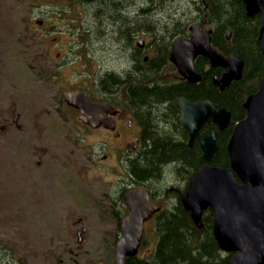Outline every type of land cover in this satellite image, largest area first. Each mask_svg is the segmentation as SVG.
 <instances>
[{
  "label": "rangeland",
  "instance_id": "obj_1",
  "mask_svg": "<svg viewBox=\"0 0 264 264\" xmlns=\"http://www.w3.org/2000/svg\"><path fill=\"white\" fill-rule=\"evenodd\" d=\"M131 1L136 2L126 0ZM50 3L52 0H0V264H113L118 230L114 219L103 214L101 201L118 187L113 179L121 170L114 165L109 138L97 141L98 131L82 128L63 97L66 90L83 89L99 98L93 80L99 75L95 59H103L106 65L102 76H123L136 71L141 63L137 55L136 59L128 55L130 30L125 27L112 33L108 26L104 31L114 41L86 36L83 53L90 57L82 59L91 61L88 67L77 59L55 73L54 55L67 51L70 34L55 30L47 36L48 43L52 37L67 41L65 49L61 46L51 54L49 44L38 41L43 31L28 30L38 19L47 27L56 21L67 28L64 22L71 19L67 11V18L58 20L59 11L46 6ZM176 4L172 12L184 20L200 16L192 0ZM92 11L90 8L85 26L92 23ZM149 12L155 13V9ZM146 35L141 31L137 38ZM164 68L162 63L160 72ZM16 103L18 107L12 108ZM9 108L19 114L18 126H11ZM3 123L8 124L4 130ZM97 157L100 162H93ZM107 173H111L108 179L103 176ZM153 229L150 224L141 257L152 254L157 242Z\"/></svg>",
  "mask_w": 264,
  "mask_h": 264
},
{
  "label": "trees",
  "instance_id": "obj_2",
  "mask_svg": "<svg viewBox=\"0 0 264 264\" xmlns=\"http://www.w3.org/2000/svg\"><path fill=\"white\" fill-rule=\"evenodd\" d=\"M76 1L85 4L89 10L93 9L92 23L87 26L89 30H72L79 39L87 34L91 39L106 40L110 37L111 41L110 34L104 32L108 26L112 28V33L113 30H124L127 26L126 30H130L127 36L130 39L134 35L132 30H150L151 43L156 41L164 44V52L168 55L167 43L177 36L187 35L190 23L203 18L207 13L208 23L213 27V45L225 55L237 54L244 60L241 80L234 81L223 91L212 83V77L219 76L222 69H207L208 60L202 57L195 61L196 70L203 76L202 81L196 84L182 80L170 82L164 77L165 69L160 72L162 63L158 61L161 56L151 59L150 63H144L139 57L138 62L141 64H138L133 73L131 71L123 76L109 73L110 75H97L93 78L106 99H111L122 87L128 90L127 105L134 108L147 123L144 151L138 161L128 167L129 174L156 182L157 188L165 187L167 198L171 199L170 207L156 216L155 232L158 242L154 254L150 258H132L128 264H227L232 254H224L214 238L213 210L206 209L200 221L195 222L182 205L186 184L206 163L202 159L199 143L193 148L187 147L186 135L179 123L175 103L179 96L191 100L208 99L216 108L224 107L232 113V124L219 133V150L211 161L214 166L230 167L227 146L233 127L246 117L244 102L250 94L258 91L262 80L264 56L259 40L261 16H248L241 0H192L194 11L201 17L187 20L172 12L177 8L174 7L176 3L182 0H136L128 3L126 0L125 3L122 0ZM133 5L137 8L127 11V6L132 8ZM150 8L155 9V13L149 15ZM132 13L133 16L130 15ZM70 17L76 23L72 27H82L81 17L76 14ZM128 26H131L130 29ZM229 30L232 32L230 39L227 38ZM129 42L130 40L128 44ZM210 129L215 127L208 125L204 131ZM125 212L120 207L118 219ZM114 215L116 216L115 212Z\"/></svg>",
  "mask_w": 264,
  "mask_h": 264
},
{
  "label": "water",
  "instance_id": "obj_3",
  "mask_svg": "<svg viewBox=\"0 0 264 264\" xmlns=\"http://www.w3.org/2000/svg\"><path fill=\"white\" fill-rule=\"evenodd\" d=\"M248 16L261 14L259 32L264 55V0H242ZM189 38H177L170 54L171 61L180 74L189 82H199L201 74L195 71L194 61L202 55L209 58L213 67L227 69L214 83L224 90L233 80L243 74L244 61L238 55L224 56L211 42L212 28L206 19L203 25L194 23L189 28ZM229 31L227 37L230 38ZM65 102L80 111V119L98 127L101 124L113 129L112 103L93 102L88 94L74 95L68 91ZM182 123L190 135V145L200 129L214 123L219 130L231 123V112L225 108L217 110L208 100L190 101L181 97L177 101ZM247 117L235 126L228 152L231 167L207 165L200 169L188 187L185 200L187 209L195 220L211 207L215 213L214 235L220 248L236 252L227 264H264V68L259 91L248 97L244 104ZM110 114L111 117H107ZM218 131L205 134L201 139L202 158L209 162L218 151ZM237 177L240 182L237 181ZM125 199L129 208L123 218L121 236L116 244L114 264H127L128 259L138 253L144 221L157 210L149 202L148 189L128 190Z\"/></svg>",
  "mask_w": 264,
  "mask_h": 264
},
{
  "label": "flooded vegetation",
  "instance_id": "obj_4",
  "mask_svg": "<svg viewBox=\"0 0 264 264\" xmlns=\"http://www.w3.org/2000/svg\"><path fill=\"white\" fill-rule=\"evenodd\" d=\"M71 1H75V0H71ZM68 2L69 0H52V3L46 6L53 8L54 12L59 11L58 12L59 16H56L57 17L56 19L61 20V19L67 18L65 14L67 11V7H69ZM38 7H41V5H38ZM82 9L84 11V19H85L86 17H88L90 10L85 4L82 5ZM51 23H53L52 26L47 27L45 26L44 20L38 19L36 20V23H35L36 26L33 25L32 27H28V30H42L43 31L42 34H38V41L41 42V40H45L47 42L45 43V45L49 44L50 46L51 54L53 52L52 50L56 51L61 46L64 49L67 47V41H57L58 39L57 37H52L50 39L51 43H48L49 41L46 38L53 31L55 30H89V27L87 28L85 26L81 28L72 27L70 21L64 22L67 25V28L58 26L56 21H52ZM132 31H134V35H132V38L130 39V42L128 44V48L131 50L128 52L129 56L134 58V56L137 55L138 57H140L141 60H145V61L147 60L148 63L152 61L151 59L161 56L158 63L159 62L163 63L166 66L164 77H166L170 82H173V83L179 81L181 77L178 75L174 65L171 63L169 59L170 50H171L173 41L172 42L169 41L167 43L169 52H168V55H166L164 52V44H160L156 42L151 43L147 35H146L147 38L140 37V36L137 38V35L141 33V31L146 33V30H141V31L132 30ZM140 38L144 40V42H142L143 45L137 46L136 41L137 39H140ZM70 43H71V38H70ZM69 45H70V48L68 47L67 51L64 52L62 56L60 52L55 53L54 58H53V64L55 65V67H52L55 73H57L60 70V68L67 67L70 63L73 62L72 44H69ZM47 51L49 52V50ZM163 57L165 58L162 59ZM95 63L98 65L99 75H102L106 69L105 68L106 65L103 59H99V58L95 59ZM77 92L78 90L75 91L74 93H77ZM100 93L103 94L102 91H100ZM126 93H128V90H126L125 87L120 88L115 93L116 101L113 103L118 109V113L114 116V130L110 131L103 127H99L97 129H91L89 126L81 122L79 123V125L85 130H87V132L90 130L92 132L98 131L99 139L97 141L105 142L106 140L104 138H106V136L107 138H109L110 147L113 152L112 158H113L114 165H117L121 171L117 173L116 177H114L113 179L115 180L113 181V183H115L118 187L115 186L113 191H109V193L105 194L104 201L103 202L101 201V207L103 206V203L104 204L107 203V205L103 206L104 210L115 211L116 216H117V224L121 219V218L118 219V212L120 210V207H122L123 209L127 211V206L124 200V193L128 188L138 189V188L148 187L150 189L149 197H150L151 202L156 205L158 204L161 205L162 209L164 208V210L170 207V201H171V199L167 198V192H165V189H166L165 187L157 188L156 182H152L151 180H146L144 178H138L137 176L135 177L132 173L129 174L128 167L132 165L136 160L138 161L140 154L144 151V147L146 144L145 132H146L147 123L144 121V119L139 113L138 114L136 113V110H134V108H129L127 106L126 101H125ZM11 107L17 108L18 103L13 104V106ZM68 110L70 109L68 108ZM72 110L74 111V114L78 118L79 112L77 110L75 111L74 109ZM9 114L12 115L11 126L12 125L18 126L17 121H18L19 114L13 113V110L11 108H9ZM4 120L6 121V119ZM7 125L6 123H3L2 129L3 130L6 129ZM76 127L79 129L78 125ZM188 139L189 138L187 135V138H186L187 146H188ZM106 157L107 155L104 154L103 156L104 161L107 160ZM97 159L98 157L94 159L93 162L95 163L100 162ZM110 174L111 173H107L106 176L105 175L103 176L108 179ZM183 185L184 184H182V186ZM156 215L151 220H148L145 223V228L147 224L149 223L153 224L156 222ZM107 216L109 217V215ZM117 224H116V227L118 228ZM119 232H120V229H119ZM144 238H145V235H144Z\"/></svg>",
  "mask_w": 264,
  "mask_h": 264
},
{
  "label": "bare ground",
  "instance_id": "obj_5",
  "mask_svg": "<svg viewBox=\"0 0 264 264\" xmlns=\"http://www.w3.org/2000/svg\"><path fill=\"white\" fill-rule=\"evenodd\" d=\"M114 1V0H113ZM81 3V2H80ZM124 3H125V1H124ZM116 4V3H115ZM119 5V4H118ZM168 5V4H167ZM129 6H127V8H128ZM155 7V6H154ZM132 9V8H131ZM134 9H136V8H134ZM150 9H153V8H150ZM129 10V9H128ZM148 13H151V12H148ZM152 14V13H151ZM139 15V14H138ZM150 15V14H149ZM117 16V15H116ZM194 16V15H193ZM171 18V17H170ZM135 19V18H134ZM116 20V19H115ZM149 20V19H148ZM153 21V20H152ZM106 22V21H105ZM144 22H146V21H144ZM100 23V22H99ZM134 24V23H133ZM138 24H140V23H138ZM135 25V24H134ZM132 26V25H131ZM131 26H128L129 27V29H130V27ZM125 27V26H124ZM127 27V26H126ZM133 28H135L134 26H133ZM132 28V29H133ZM131 29V30H132ZM124 31V30H123ZM150 31V30H149ZM155 31V30H154ZM105 32V31H104ZM122 33V32H121ZM116 34V33H115ZM124 34V33H123ZM100 35V34H99ZM121 36V35H120ZM131 36V35H130ZM101 37V36H100ZM115 38V37H114ZM117 38H120V37H118V35H117ZM116 38V39H117ZM124 38V37H123ZM126 39H127V36L125 37ZM132 38V37H131ZM119 40V39H118ZM121 40V39H120ZM123 40V39H122ZM117 41V40H116ZM119 42V41H118ZM123 42L124 41H122V44H123ZM154 42V41H153ZM156 42V41H155ZM120 43V42H119ZM125 43V42H124ZM121 44V43H120ZM126 46V45H125ZM128 46V45H127ZM129 49V48H128ZM122 51V50H121ZM121 51H119V52H121ZM125 51H126V49H125ZM129 51V50H128ZM124 52V51H123ZM127 52V51H126ZM126 54V53H125ZM120 55V54H119ZM129 55V54H128ZM124 56V55H123ZM120 57H121V55H120ZM126 57V56H125ZM134 58H135V56H134ZM131 59V58H130ZM136 59V58H135ZM131 61H134V60H131ZM130 61V62H131ZM116 62V61H115ZM130 62H128V63H130ZM127 64V63H126ZM166 64V63H165ZM121 65H122V63H121ZM130 65H133V64H131L130 63ZM126 66V65H125ZM136 66V65H135ZM138 66V65H137ZM116 67V66H115ZM114 67V68H115ZM128 67H130V66H128ZM132 67H134V66H132ZM117 68H118V66H117ZM140 68V67H139ZM110 69V68H109ZM112 69V68H111ZM121 69V68H120ZM143 69H144V66H143ZM165 69V68H164ZM133 70V69H132ZM140 70H141V68H140ZM148 70V69H147ZM146 69H145V71H147ZM163 70V69H162ZM135 71V70H134ZM143 71V70H142ZM105 72V71H104ZM111 72V71H110ZM141 72V71H140ZM144 72V71H143ZM148 72V71H147ZM133 73V72H132ZM105 74V73H104ZM107 75V74H106ZM110 75V74H109ZM124 75V74H123ZM126 75V74H125ZM132 75V74H131ZM140 98V97H139ZM141 104V103H140ZM147 105V104H146Z\"/></svg>",
  "mask_w": 264,
  "mask_h": 264
}]
</instances>
